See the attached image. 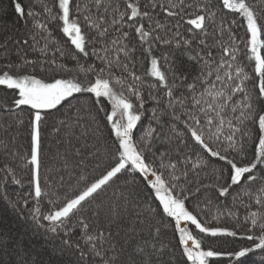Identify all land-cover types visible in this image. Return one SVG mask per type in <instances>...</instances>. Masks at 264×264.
<instances>
[{
    "label": "snow or ice",
    "instance_id": "snow-or-ice-1",
    "mask_svg": "<svg viewBox=\"0 0 264 264\" xmlns=\"http://www.w3.org/2000/svg\"><path fill=\"white\" fill-rule=\"evenodd\" d=\"M11 4L17 23L33 22L32 43L24 39L22 45L33 50L40 40L46 45L39 49L41 58L18 54V63L0 70V89L12 90L13 97L11 106L0 107L16 117L17 129L25 125L22 114L28 116L30 152L21 159L28 166L30 200L24 206L32 205L24 217L27 228L19 233L0 229V249L19 257L0 264H157L153 258L162 260L168 250L162 240L167 229L177 238L180 255L166 264H264V7L249 0H58V11L53 12L47 0L27 9L23 0ZM6 12L0 9V15ZM54 22H62L58 27L70 42L67 52L58 46L55 50L61 59L74 61V67L44 59L48 42L56 45L49 28ZM237 28L244 29L243 37ZM241 44L246 64L239 59ZM157 45L172 52L157 58ZM138 49L150 61L143 76L134 71ZM176 50L188 54L195 74L182 67ZM92 57L100 66L82 63ZM46 65L75 75L45 80L21 74L28 66L43 71ZM148 100L153 107H145ZM82 109L91 124L84 122ZM101 112L110 129V162L98 176H90L86 150L89 137L100 132ZM57 113L63 118H56ZM146 115L148 127L137 139L134 132ZM49 117L54 118L51 132L57 145L68 147H57L42 173V125ZM156 141L168 145L159 155L153 150ZM210 165H215L214 184L190 179ZM3 172L4 179L23 184L17 168L5 164ZM66 172L75 175L71 192L65 189ZM121 178L123 185L106 202L108 190ZM140 182L151 202L128 191ZM193 198L194 209L200 211L230 198L227 215L234 219L233 226L202 220L186 205ZM3 200L7 203L0 206V216L21 215L18 201ZM237 206L246 210L243 216L232 210ZM73 229L80 230L75 241ZM38 238L44 241L41 250L49 247L47 261L35 250ZM237 240L250 243L232 251L219 249Z\"/></svg>",
    "mask_w": 264,
    "mask_h": 264
},
{
    "label": "trees",
    "instance_id": "trees-1",
    "mask_svg": "<svg viewBox=\"0 0 264 264\" xmlns=\"http://www.w3.org/2000/svg\"><path fill=\"white\" fill-rule=\"evenodd\" d=\"M81 4L87 3L88 0H80ZM142 3L146 2V0H141ZM215 3V0H213ZM37 0H23V4L25 8L27 9L30 5L36 4ZM47 3L50 6H53L52 10L53 12L58 11V0H47ZM249 3H252L254 5H258L259 7H264V4L260 3V0H249ZM0 9H7V12L5 15H0V70H4L5 66L8 63H18V54L19 55H27L28 59L35 60L39 59L40 52L39 49L44 48L46 45V42L44 40H40L39 43L36 45V49L33 50L29 45H22V41L24 39L29 40V44L32 43L30 33L32 32V21L28 22V25L25 26L23 23H17V17L13 12L11 0H0ZM38 13L42 12V9L40 7H36L35 9ZM62 22H54L49 24V28L52 31L53 39L56 41V45H53L51 42H48L47 52L48 55L44 59H56L57 66L59 64H67L69 67H74L75 62L71 61L70 58L68 59H61L60 53L56 52L55 48L61 47L67 52L68 48L70 47V42H67V38L63 36L62 31L58 27V24ZM127 30V29H126ZM236 34L239 37L244 36V29L243 28H237ZM130 40H132L134 43L138 45V38L134 36V33H130ZM241 47V53L239 56V59L243 63H247V60L244 56V46L243 44L240 45ZM164 51H168L169 53L172 52V49L168 48L167 46H160L157 45L155 49V55L157 58L160 57L161 53ZM175 55L178 59H181L183 61L182 67L189 68L193 74H195V68L193 66V62L188 61V54L187 53H181L180 50L175 51ZM135 68L134 71L139 75H144L146 70L150 68V61L145 59L142 55L139 49L135 53ZM92 63L95 62L97 66H100V61L95 59V57H92L90 59H87V61L82 59V63ZM166 68V66H165ZM164 70V69H162ZM115 72L116 76L121 75L120 71L113 70ZM246 71H251L250 68H246ZM32 74L35 75L37 78H43L45 80H50L51 78H71L75 73H66L61 72L58 67L53 68V66L46 65L45 70H40L39 67L33 71L32 66H28L27 70L21 74ZM81 78H83L81 76ZM146 79H150L147 78ZM250 86V85H249ZM12 90H3L0 89V106H11L13 102V97L10 94ZM163 94L162 91L160 93ZM146 96V93H145ZM73 104H76L77 107H80V104L77 101H73ZM154 106V102L151 100H148V102L145 104L146 108H151ZM93 107V112H95V106ZM105 107L110 111V104L105 101ZM64 111H67L65 109ZM17 113H19V110H16ZM81 114L85 117L84 122L86 124H91L90 119L87 116V113L82 109ZM25 119V125L21 127L20 129H17L16 127V117L7 112L4 111L2 107H0V206H2L3 203H7V201H4V197H8L12 201H18L21 205V215L16 216L13 214H5L3 216H0V229L5 230H11L12 232L19 233L25 228L28 227V225L24 222V217L28 215L29 208H31V202H29L28 206L25 207V201L30 200L27 193L29 190L27 180H28V166L24 163V160L21 159V157L28 156L30 152V137L28 136V116L27 113L22 114ZM150 115V113H149ZM56 118H63L59 113L56 114ZM70 118H75V109L72 110L70 114ZM104 113H99L97 117V123L100 124V132L96 135H92L88 139V149L86 152L88 153V173L90 176H98L104 169V167L110 162V156L108 155L110 151V144L111 140L108 139V133L110 131L109 127L106 126V122L104 121ZM53 117L48 118V123L46 125H42V173L44 172V169L52 164L51 156L56 152L57 147L60 148L61 151H64L67 149L66 144L57 145L56 138L53 136L51 129H52V123H53ZM165 119H167L165 117ZM148 117L147 115L142 117V120L140 124H138L137 129L134 132V136L138 139L140 135L144 133V131L148 127ZM11 126V127H10ZM93 131L95 130L96 125H91ZM152 127H157V125L153 124ZM179 127L182 129L183 125H179ZM79 129L77 130V134H79ZM107 140V143H106ZM75 143V141H73ZM81 142H83V138H81ZM173 149L176 147L175 143L171 146ZM249 148H251V145H248ZM168 148L167 144L160 143L159 141H156L154 143V151L157 152V155L159 153L166 151ZM16 152L19 154L17 158H13L10 153ZM95 153V155H93ZM206 155V154H205ZM99 163L100 168H96L95 164ZM5 164H9L14 168H17V171L22 174L23 178V184L22 185H16L14 183L9 182L10 177L8 179H4V172H3V166ZM20 167H17V166ZM215 167V165H210L208 169L201 172L200 175L194 176V174H190V179H194L198 182H202L203 185H212L215 183V181L211 177L212 168ZM71 171V170H70ZM78 171V170H77ZM65 177V189H67L69 192H71V188L69 185H75V175H69V173H64ZM123 185V178H121V181L119 184H114L112 188L108 190V193L106 194V202L107 200L112 199V191L118 187H121ZM128 191H132L133 195H135V192H139L141 194V199H148L151 202V198L148 197V189L145 188L144 184L142 182L138 183L135 186H129ZM202 191L204 189L202 188ZM199 195V194H197ZM207 195H211V190L207 192ZM206 199L205 197H201V200ZM225 198H221V200H224ZM158 203V202H156ZM186 205L189 207L190 210H194L196 212L200 213V218L202 220H208L211 221L212 225H219V226H233L234 219H230L227 215V211L229 208H232L231 199L228 198V200L224 204H219L212 206L210 211L208 209H205V205L201 203V209H205V211H200V209H194V198L188 202H186ZM233 211H236L238 215L243 216L246 212V210L243 207L237 206L236 208L232 209ZM253 210H256L255 208ZM75 223V221H74ZM194 228V226H191ZM145 232H147V227L145 226ZM80 230L79 229H73V241L80 238ZM123 237L121 238V242H123ZM162 240L163 242L168 245V250L165 252V255L163 256L162 260L158 259L157 257H154V261H157V264H166L167 261L171 260L173 256L176 258H179L180 250L176 248L177 238L173 237V233L171 229H167L162 233ZM44 241L42 239H36L34 241V244L37 245V248L35 249L38 254L39 258L43 261H47L49 259V247L46 246L43 250L39 248L40 245H42ZM55 243H59V240H57ZM134 243V241H133ZM250 242L247 241H240L237 240L233 242L232 244H221L219 245L220 250L224 251H232L234 249H237L241 244H247ZM128 251H131V245H128ZM127 256V253H125V258ZM18 260L19 257H11L10 255L6 254L3 249H0V261H8V260ZM98 259V258H97Z\"/></svg>",
    "mask_w": 264,
    "mask_h": 264
}]
</instances>
